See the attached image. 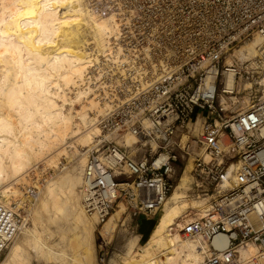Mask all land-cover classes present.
<instances>
[{"label": "built area", "instance_id": "2783aa9c", "mask_svg": "<svg viewBox=\"0 0 264 264\" xmlns=\"http://www.w3.org/2000/svg\"><path fill=\"white\" fill-rule=\"evenodd\" d=\"M85 3L115 23L94 67L101 96L124 100L99 119L103 135L83 168L84 211L98 223L118 203L155 215L175 187V162L193 156L194 185L212 197L205 213L181 228L203 252L198 264H264V101L226 117L218 100L225 73L250 79L264 71V0ZM254 36L263 40L259 54L239 60L234 51ZM200 117L198 135L189 140ZM126 134L136 140L124 149L149 144L143 158L119 148ZM45 183L26 186L20 200L0 202V255L29 224ZM219 234L227 237L222 247L213 243Z\"/></svg>", "mask_w": 264, "mask_h": 264}, {"label": "rangeland", "instance_id": "374dc122", "mask_svg": "<svg viewBox=\"0 0 264 264\" xmlns=\"http://www.w3.org/2000/svg\"><path fill=\"white\" fill-rule=\"evenodd\" d=\"M65 3L71 4L70 7L80 8L78 16H82L81 20L80 17H75L68 19L69 22L67 18H61L70 14V8L65 5V9L58 6L60 19L53 24L57 31L50 35V40L45 41L46 39L40 35V28L21 24L20 19L24 14L18 16L17 12H24H21L25 7L22 0H0V28L5 30L3 33L0 32V202L22 199L26 186L46 178V183L31 208L29 224L24 232L2 252L0 264L2 262L3 264H135L134 261L141 264L142 253L147 248L146 243L150 233L157 223L160 211L172 203L169 197L176 187L179 189L177 199L174 201H186L187 204H182L184 211L170 229L171 234L180 235L185 223L203 215L212 197L201 193L195 187L191 175L193 156L185 155L179 156L182 164L180 170H175V187L155 215L146 216L136 213L124 203L114 204V209L108 218L113 220L112 231L105 232L108 219L104 223H98L95 217L83 212L81 206L83 168L89 149L94 148L103 135L98 124L99 119L124 99L101 96L99 91L103 83L99 80L98 67H94L95 63L99 62L101 53L107 48L115 23L112 19L90 11L85 0ZM63 20L68 21V26L76 21L83 26L81 39L74 43L78 46L76 50L82 49L79 52L86 53L87 62L82 65L84 68L82 77L76 76L75 72L66 74L65 62L59 63V66L64 68L62 73L57 63L52 62L54 53L61 52L63 50L61 48L66 44L59 39L60 30L65 26L62 24ZM16 22L23 32L31 30V27L34 32L20 36L15 29ZM95 22L107 24L109 28L106 31L110 35L108 40H103L108 36L106 31L102 32L107 35L106 37L96 31ZM99 37L102 38L103 43ZM249 42L241 43L234 51V55L241 61L250 57L245 56ZM231 60V56L227 57L226 63L232 62ZM53 65L55 68L52 67ZM27 66L35 69L33 72L35 77L32 76V79L28 75L30 72L26 73ZM39 76L46 80L43 85L41 84L42 93H39L41 88L39 84L42 83ZM25 77L29 78L25 79ZM43 86H46L44 90ZM47 99L51 103L49 106ZM218 100L224 107L223 112L226 117L248 109L252 103L264 101V71L258 72L250 79L235 78L233 92L221 93ZM48 111L56 112L57 119L53 116L51 119H44ZM58 117H65L64 122L58 121ZM203 121V117H200L192 125L189 140L198 135ZM52 125L53 129H51ZM95 130L99 131L98 134ZM87 135H90V138ZM135 140L134 136L126 134L119 138L117 144L127 154L143 158L149 144L142 146L138 142L124 149L123 143L131 146ZM16 145L21 146L22 154L17 158L14 157L15 163V159L12 161V155ZM236 160L237 158L234 159L230 169L235 167ZM182 237L179 236V239L181 240ZM186 239L196 243L190 238ZM14 241L21 248L18 256L9 259ZM167 248V244L161 245L160 249L148 248L146 250H149L147 253L149 256L145 258L154 257L159 261L168 252ZM250 251L253 252V248ZM171 261V264H183L177 256Z\"/></svg>", "mask_w": 264, "mask_h": 264}, {"label": "bare ground", "instance_id": "6f19581e", "mask_svg": "<svg viewBox=\"0 0 264 264\" xmlns=\"http://www.w3.org/2000/svg\"><path fill=\"white\" fill-rule=\"evenodd\" d=\"M66 1H68L69 3H72L73 0H22V3L25 5V7H23V9L21 10L24 11L23 13H20L19 11L17 12L18 13V16L20 15H23L24 14V17L22 16V18L20 20H22L21 24L22 25H29V26H32V27H37V28H40V35L41 37H44L46 40L45 41H48L50 40V35L53 33H55L56 30V27L53 25L54 24V21H57L60 19V16L58 15V6H60V8H66L65 6H68L70 8V14L69 15H64L62 16L61 18H67L70 19V18H77V17H80L78 16V12L80 13V8H75L74 6H71V4L68 5V3H65ZM77 2V1H76ZM65 3V4H64ZM65 5V6H64ZM9 16H12V15H9ZM82 17V16H81ZM81 17H80V20H81ZM16 18V17H15ZM76 19H74L75 21ZM14 21V20H13ZM70 22V20H68ZM68 21H64L62 22V24H64L65 26H61L62 29L60 30V33H59V39L60 40H63L66 44L63 45V47L61 49V52H55L54 55H53V61L52 62H56L57 65L59 66V63L63 64L64 62V65H66L65 71L66 74L69 72H75L77 73L76 76L79 75V77H82L83 73H84V68H83V64H85L87 62L86 60V56L84 54V52H79V51H82L81 50H76L78 49V46L77 45H74V43L76 44V42H78L80 39H81V35H82V27L81 26L82 24L80 22H71L72 25H69L68 26ZM73 21V20H72ZM111 22V21H110ZM113 22V21H112ZM17 23V22H16ZM97 25L95 28H96V31L99 33V34H102V32H105L106 29L108 30V26L107 24L105 23H99V22H95ZM52 26V27H50ZM115 26V25H114ZM31 27V30H28L26 32H23L20 28V25L19 23H17V25H15V29L17 32L20 33V36L23 35V34H31L34 32V29H32ZM60 27V28H61ZM111 27V25H110ZM85 28V27H84ZM112 28H113V24H112ZM114 29V28H113ZM84 31V30H83ZM95 31V32H96ZM0 32H5V30L3 28H0ZM94 32V31H93ZM14 34V33H12ZM16 34V33H15ZM104 34V33H103ZM102 34V35H103ZM106 34L108 35H105L104 34V37L103 40L106 41L108 40L107 38L110 36L108 34V31H106ZM101 36V35H100ZM102 37V36H101ZM99 37V39H101L102 41V38ZM9 39V38H8ZM14 39V38H13ZM21 39V38H20ZM18 41V40H17ZM83 41V40H82ZM102 41V43L104 42ZM250 41V42H249ZM5 42V41H4ZM52 42V41H50ZM245 42H249L246 46V54L245 56L249 57L247 59H244L245 61L247 60H251L253 59L255 56H257L259 54V49H261V47L263 46V40L259 37V36H254L252 39L248 40V41H245ZM244 42V43H245ZM8 43H11V42H8ZM14 43V42H13ZM12 44V43H11ZM24 44V43H23ZM78 44V43H77ZM81 44V43H80ZM13 45V44H12ZM11 45V46H12ZM16 45V43H15ZM14 45V47H15ZM10 46V47H11ZM19 46V45H18ZM85 46H86V43H85ZM21 47V46H20ZM12 48V47H11ZM18 48V47H17ZM32 48V47H31ZM80 48V46H79ZM18 50V49H17ZM88 49H86L87 51ZM37 52V51H36ZM20 54V53H19ZM241 55H244L242 52H240ZM249 55V56H248ZM51 58V57H50ZM88 59V57H87ZM91 60V59H90ZM94 60V58H93ZM51 61V60H50ZM50 62V63H52ZM63 62V63H62ZM91 62V61H90ZM53 63V64H54ZM55 63V64H56ZM227 63H230V61H228ZM25 65V64H24ZM91 65V63L89 64V66ZM56 66V65H55ZM58 66H56V68H58ZM54 67V65L52 66ZM61 73L63 72V67L61 68V65L59 66ZM68 67V68H67ZM27 70L26 73H28V75H30L31 79L34 76L33 72H34V68H31L29 66L25 67ZM55 68V67H54ZM96 69V68H95ZM29 70V71H28ZM98 71V70H97ZM37 72V71H35ZM65 74V76H66ZM33 76V77H32ZM68 76V75H67ZM71 76V75H70ZM38 77V76H36ZM44 77V76H43ZM64 77V75L62 76ZM29 77H25V79H27ZM42 78V77H41ZM40 76H39V79H40V82L42 81V83H40L39 81V85H40V91L39 93L43 92L41 89H42V86L41 84L43 85L44 84V81H46L44 78L41 79ZM68 78V77H67ZM73 78V76L71 77ZM70 78V79H71ZM75 78V77H74ZM35 79V78H34ZM65 80V78H64ZM72 80H75V79H72ZM29 81V80H27ZM37 81V80H36ZM34 80V82H36ZM70 81V80H69ZM76 81V80H75ZM26 82V81H25ZM27 84V83H26ZM25 84V85H26ZM29 84V83H28ZM27 84V85H28ZM38 85V83H37ZM38 85V86H39ZM38 86H37V89H38ZM234 86H235V76L232 72H228V73H225L224 77H223V86L222 88L224 89V93H229V92H233L234 90ZM46 87V86H45ZM43 86V90L45 88ZM18 88H21V86H18ZM27 88V87H26ZM12 89V88H11ZM13 90V89H12ZM36 90V89H35ZM11 91V90H10ZM14 91V90H13ZM18 91V90H17ZM16 91V92H17ZM12 93V92H11ZM19 93V92H18ZM79 94V93H78ZM28 96V95H27ZM79 96V95H78ZM26 97V96H25ZM224 99V98H222ZM30 100V99H29ZM40 100V99H39ZM35 101V100H34ZM48 101V99H47ZM33 102V101H32ZM50 101H48V106L51 104L49 103ZM37 106V105H36ZM54 106V105H53ZM45 113V111H43ZM23 113V112H22ZM28 113V112H27ZM26 113V114H27ZM30 114V113H29ZM28 115V114H27ZM46 116H44V119H51V116H53L55 119H57V113L56 112H53V111H48L46 114ZM58 121H62L64 122V118L65 117H58ZM28 119H30V116H28ZM1 124V123H0ZM54 124V123H53ZM2 128H4V126H2ZM51 129H53V125L51 126ZM9 130V129H8ZM99 130V129H97ZM97 130H95L97 132ZM51 131H54V130H51ZM99 132V131H98ZM97 132V134H98ZM46 135V134H45ZM90 135H87L88 138ZM86 137V138H87ZM86 138H83V139H86ZM88 138L86 140H88ZM53 139V138H52ZM85 142V140H84ZM89 143V142H87ZM86 143V144H87ZM130 143V142H129ZM22 150L21 146H18L16 145L13 149V160L17 157H19V154H22L20 151ZM1 151V150H0ZM18 155V156H17ZM16 156V157H15ZM15 157V158H14ZM11 158V159H12ZM11 161V162H12ZM14 163V162H12ZM11 163V164H12ZM15 163H16V159H15ZM14 163V165H16ZM1 165V164H0ZM1 167V166H0ZM15 168V167H14ZM1 169V168H0ZM5 175V174H4ZM38 183V182H37ZM36 184V183H35ZM51 185V184H50ZM49 190V188H48ZM50 191V190H49ZM40 194V193H39ZM177 195H178V188L176 187L175 188V191L171 194V196L169 197V199L172 200V203L164 210H161L160 211V214L157 218V223L155 225V227L152 229V232L150 233V236H149V239L146 243V249H160V246L161 245H168V252L162 256V258H160L159 261H156L154 257H150V258H145L147 257V253H149V250H146L142 253V263L141 264H158V263H161V264H171L172 261L171 259L172 258H175V256H177L179 259H180V262L183 263V264H197V262L203 258V252L200 250V247L196 244V243H193V241H190V240H187L186 238L187 235L180 233L177 234H171L170 233V229L172 228V226L176 223V219L180 217V213L184 211V205L182 206V204H187L186 201H181V202H178V201H174L175 199H177ZM39 196V195H38ZM169 196V195H168ZM82 198V196H81ZM167 199V198H166ZM16 200V199H15ZM18 200H20V198H18ZM10 202V201H9ZM165 202V201H164ZM195 203V202H193ZM81 206H82V202H81ZM186 209V208H185ZM82 210L84 213H86L82 207ZM81 213V212H80ZM205 213V211H204ZM87 214V213H86ZM89 216V215H88ZM252 217V220L253 221H256V218L255 216H251ZM115 218V216H114ZM80 220V219H79ZM77 221V220H76ZM91 223V222H90ZM112 223H113V220L111 219H108V222L107 224L105 225V229L104 231L105 232H110L112 231ZM93 225V224H92ZM27 225L25 226V229H26ZM90 228V226H88ZM24 229V230H25ZM91 229V228H90ZM24 230L21 232L23 233ZM20 233V234H21ZM32 233V232H31ZM18 234V235H20ZM17 235V236H18ZM183 236L181 238V240L179 239V236ZM16 236V237H17ZM15 237V238H16ZM36 237V236H35ZM186 237V238H184ZM14 238V239H15ZM13 239V240H14ZM12 240V241H13ZM11 241V242H12ZM10 242V243H11ZM227 242V237L223 234H219L217 235L215 238H214V241L213 243L217 246V247H222L226 244ZM9 243V244H10ZM8 247V246H7ZM20 245L18 243H16L14 241L11 249H10V252H9V259L10 258H14L16 256H18L19 254V250H20ZM250 249H252V247H249ZM249 249V250H250ZM129 252H130V249H129ZM179 253V255H178ZM245 253V252H243ZM151 254V253H150ZM149 256V255H148ZM139 261V262H140ZM179 262V261H178ZM4 262H2L1 264H3ZM133 263V262H132ZM135 264H138L136 261H134ZM179 264V263H178Z\"/></svg>", "mask_w": 264, "mask_h": 264}, {"label": "trees", "instance_id": "16d2710c", "mask_svg": "<svg viewBox=\"0 0 264 264\" xmlns=\"http://www.w3.org/2000/svg\"><path fill=\"white\" fill-rule=\"evenodd\" d=\"M181 164H182L181 159H179L177 162H175V167H176V169L180 170V168H181Z\"/></svg>", "mask_w": 264, "mask_h": 264}, {"label": "crops", "instance_id": "0c3cea01", "mask_svg": "<svg viewBox=\"0 0 264 264\" xmlns=\"http://www.w3.org/2000/svg\"><path fill=\"white\" fill-rule=\"evenodd\" d=\"M179 187V186H178ZM179 189V188H178Z\"/></svg>", "mask_w": 264, "mask_h": 264}]
</instances>
